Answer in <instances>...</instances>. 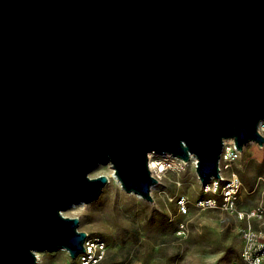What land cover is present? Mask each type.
<instances>
[{"label":"water","instance_id":"obj_1","mask_svg":"<svg viewBox=\"0 0 264 264\" xmlns=\"http://www.w3.org/2000/svg\"><path fill=\"white\" fill-rule=\"evenodd\" d=\"M262 121L264 0H0V264L84 252L99 163L152 202L149 153L204 185Z\"/></svg>","mask_w":264,"mask_h":264},{"label":"rangeland","instance_id":"obj_2","mask_svg":"<svg viewBox=\"0 0 264 264\" xmlns=\"http://www.w3.org/2000/svg\"><path fill=\"white\" fill-rule=\"evenodd\" d=\"M154 158L152 175L164 178L152 187V202L119 188L108 177L110 168L99 163L89 176L105 175L109 181L98 198L63 211L64 216L78 218V231L104 243L100 264L241 263L239 232L248 220L239 213L264 205V145L246 143L239 159L224 173L226 179L235 174L241 182L233 209H225L219 195L203 192L192 160L184 162L182 169L161 171L157 164L163 163ZM207 197L216 198L218 206L198 207L197 200ZM179 198L186 202V213L177 205ZM251 225L264 229V220ZM37 252L39 264H68L70 259L65 250Z\"/></svg>","mask_w":264,"mask_h":264},{"label":"built area","instance_id":"obj_3","mask_svg":"<svg viewBox=\"0 0 264 264\" xmlns=\"http://www.w3.org/2000/svg\"><path fill=\"white\" fill-rule=\"evenodd\" d=\"M241 151L235 147L233 140H226L223 142L222 150L218 160L219 177L212 178L203 186L204 193L219 195L222 198L221 205L225 209H233L236 195L240 189L241 182L237 175L231 174L229 178H225L224 173L229 171L232 165L239 159ZM158 162L163 165L157 164L158 168L163 171L169 169L171 171L183 168L179 158L173 157L168 154L159 155ZM167 156V157H166ZM177 163L172 167L170 162ZM178 159V160H177ZM161 177V176H160ZM164 178V177H163ZM163 178L157 182L160 183ZM185 200L179 198L177 205L182 213H186ZM219 204L218 200L214 197L200 198L197 200V206L200 208H215ZM240 218H246L248 225L241 229L239 237L242 241L241 250V263L234 264H263L264 263V229L261 226L257 228L252 227L251 222H261L264 220V205L247 210L244 213H239ZM84 252L80 253L75 259H69L68 264H100L105 256V245L98 238L86 237L84 243Z\"/></svg>","mask_w":264,"mask_h":264},{"label":"bare ground","instance_id":"obj_4","mask_svg":"<svg viewBox=\"0 0 264 264\" xmlns=\"http://www.w3.org/2000/svg\"><path fill=\"white\" fill-rule=\"evenodd\" d=\"M264 129V121H262L261 123H259V125H258V131H259V133L261 134V131ZM153 157H155L154 158V161H156L157 159L159 160V157H163V156H159V155H157V154H154V153H149L148 154V169H149V171H150V174L152 175V171L154 170L153 169V165H152V158ZM167 157V156H166ZM163 158H165V157H163ZM174 160V159H173ZM176 160V159H175ZM175 160H174V163H172V161L170 162V164H171V166L172 167H175L176 165H177V163L175 162ZM178 160V159H177ZM189 160H192L193 162V164L196 166V159L194 158V156H192V155H190L189 156ZM178 161H181L182 162V164L184 165L185 163L183 162V160L182 159H179ZM109 168H110V172L108 173L109 175H108V177L111 179V180H113L114 182H115V184L119 187V188H121V186H120V183H119V181L117 180V178H116V176L114 175V171H113V169H112V166L110 165V163H108V162H106L105 163ZM95 168V167H94ZM168 170V169H167ZM166 170V171H167ZM165 171V172H166ZM152 177H153V175H152ZM154 178V177H153ZM212 179V178H211ZM156 181H158V178L157 179H155ZM152 189V188H151ZM128 194H132L133 196H135L136 198H141L139 195H137V194H135V193H128ZM85 203H78L77 205H73V206H70V207H68V208H73V207H75V206H82V205H84ZM62 215H63V211H62ZM64 216V215H63ZM61 250H63V249H61ZM34 254H35V257H36V264H39V253L37 252V250H35L34 251Z\"/></svg>","mask_w":264,"mask_h":264}]
</instances>
